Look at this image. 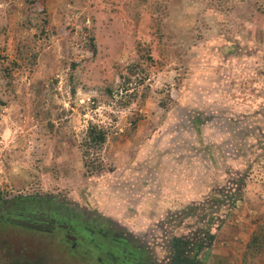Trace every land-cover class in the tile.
<instances>
[{"label":"rangeland","instance_id":"1","mask_svg":"<svg viewBox=\"0 0 264 264\" xmlns=\"http://www.w3.org/2000/svg\"><path fill=\"white\" fill-rule=\"evenodd\" d=\"M53 201L160 263L208 212L198 264H264V0H0V214ZM68 250L0 222V264H83Z\"/></svg>","mask_w":264,"mask_h":264},{"label":"flooded vegetation","instance_id":"2","mask_svg":"<svg viewBox=\"0 0 264 264\" xmlns=\"http://www.w3.org/2000/svg\"><path fill=\"white\" fill-rule=\"evenodd\" d=\"M53 202L52 205L38 204L37 208L15 205L0 214V222L43 233L61 232L62 239L69 245L68 254L75 253L72 257L79 258L83 264H170L168 256L160 263L154 251L142 241L135 243L110 217ZM18 264H28V261Z\"/></svg>","mask_w":264,"mask_h":264},{"label":"trees","instance_id":"3","mask_svg":"<svg viewBox=\"0 0 264 264\" xmlns=\"http://www.w3.org/2000/svg\"><path fill=\"white\" fill-rule=\"evenodd\" d=\"M104 132L93 125H89L85 131L84 145H85V153L87 150L91 149H99L101 144L104 141ZM238 187V186H237ZM218 188H226L217 187L216 193L221 194V190ZM215 190V189H214ZM235 196V194H232ZM226 196H223L225 198ZM183 204L182 209L186 211V217L189 218H197L199 214V210L201 208L200 204L197 203H189ZM182 206V205H181ZM180 206V207H181ZM210 207V205H207ZM214 208L215 206L212 205ZM175 210V209H174ZM179 210L173 211V217H169L170 220L183 218L182 214L178 213ZM184 215V214H183ZM212 215L210 213H204L201 215L198 222H201L199 228L194 227L192 232L188 231L186 234L181 235H171V237L167 240V256L170 260V264H198V254L202 249H207L213 242L214 234L211 231V227L214 225V222L211 220ZM171 222V221H170ZM190 232V233H189Z\"/></svg>","mask_w":264,"mask_h":264},{"label":"crops","instance_id":"4","mask_svg":"<svg viewBox=\"0 0 264 264\" xmlns=\"http://www.w3.org/2000/svg\"><path fill=\"white\" fill-rule=\"evenodd\" d=\"M171 199H173V198H171ZM174 200V199H173ZM171 201V203L169 204V208H178V207H180L181 205H183L185 202H183V203H181V204H179V202L177 203V204H175L174 203V201ZM167 208V207H166ZM217 228V227H216ZM217 230V229H216ZM213 234H214V232H213Z\"/></svg>","mask_w":264,"mask_h":264}]
</instances>
